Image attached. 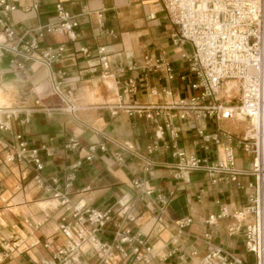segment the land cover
I'll list each match as a JSON object with an SVG mask.
<instances>
[{
	"label": "crops",
	"instance_id": "1",
	"mask_svg": "<svg viewBox=\"0 0 264 264\" xmlns=\"http://www.w3.org/2000/svg\"><path fill=\"white\" fill-rule=\"evenodd\" d=\"M57 3L77 22L71 36L46 30L57 19ZM14 5L9 12L14 34L6 39L7 45L22 48L38 28L43 36L35 38L37 48L30 50L40 60L0 48V104L5 100L0 107L14 115L9 119L11 129L0 130V244L12 235L37 244L6 258L0 248V264L50 259L65 241L59 226L73 224L74 211L86 209L109 211L110 218L95 233L98 242L111 243L117 227L129 228L135 239L123 245L126 255L114 249L104 260L85 243L73 264H143L134 259V248L151 264H207L205 257L213 250L255 264L244 246L251 216L234 214L247 205L252 176L243 173L231 181L223 174L216 180L204 169H179L175 155L181 151L207 163L222 161L228 143L225 134L242 137L247 120L207 118L187 123L175 117L170 128L177 131V138L171 139L170 128L157 138V123L163 116L156 123L138 109L165 106L193 93L192 76L182 58L188 46L172 44L174 27L160 0H16ZM59 45L64 50L50 66L61 82V94L53 91L42 57ZM148 53L169 61L172 79L163 71L145 76L141 70L127 69L132 63L141 64ZM103 56L107 68L101 65ZM57 71L63 73L61 78ZM130 77L136 83L132 92L125 84ZM64 100L74 105L73 111ZM16 133L29 147L41 149L42 175L46 181L56 177L67 195L65 205L35 183L30 165L2 160L4 146L15 143ZM204 135H215L218 142ZM234 155L235 167L248 171L252 154L234 147ZM137 180L140 186L134 184ZM180 197L182 217L170 206Z\"/></svg>",
	"mask_w": 264,
	"mask_h": 264
},
{
	"label": "built area",
	"instance_id": "2",
	"mask_svg": "<svg viewBox=\"0 0 264 264\" xmlns=\"http://www.w3.org/2000/svg\"><path fill=\"white\" fill-rule=\"evenodd\" d=\"M16 0H0V48L11 50L17 54L25 55L28 59L33 57L31 49L37 48L35 38L43 36V29L38 28L35 37L26 42L22 48L10 47L6 39L13 36L14 31L9 20V12L15 9ZM161 8L168 23L174 27L171 37L172 44H186L188 51L182 54L186 61L188 71L192 76L190 96L178 98L165 106L146 105L139 110L146 113L149 119L157 123V118L162 115L163 122L157 123V138H162L164 128H170L172 118H177L187 123L214 118L217 120H247L248 128L240 138H233L225 134L228 141L223 147L224 160L207 163L205 159L195 156L186 157L181 151L175 155L179 158V169H204L220 179L226 174L231 181H236L238 175L247 173L252 176L248 183L250 192L247 205L244 209L236 211L235 217L251 216L245 225L244 246L247 252L255 257V264H264V0H160ZM57 19L46 25L49 32L63 33L68 36L73 34L77 22L71 21L69 13L61 3L55 5ZM64 48L59 45L54 52H43L44 64L49 69L52 89L62 93L61 82L56 81L51 70V61L56 60ZM103 51V49H100ZM101 65L108 67L106 57L100 58ZM128 70H141L147 76L151 72L163 71L168 79L173 78V70L169 61L145 54L141 64L132 63ZM59 78L61 71L56 72ZM129 91L136 87L135 79L130 77L125 82ZM233 87L238 89L235 100L231 97ZM64 94V93H63ZM66 101V100H64ZM68 109L74 110V105L66 101ZM72 108V109H70ZM133 108L129 106L128 109ZM13 113L0 107V130L9 131V119ZM199 134H203L198 130ZM171 139L177 138V131L170 128ZM206 140L218 142L217 136L204 135ZM15 143L6 144L3 148L2 160L5 163H22L30 165L35 183L47 192L59 205H65L67 195L62 193L56 177L50 181L42 175L44 162L40 148L29 147L20 133L14 135ZM72 145L75 143L72 141ZM234 147L252 154L251 167L248 171L235 167ZM77 162L74 166H77ZM140 186V181H135ZM164 204L168 201L160 198ZM224 214L223 210L220 213ZM76 222H64L59 226L60 232L65 237L64 243L52 254L50 259H43L39 264H73L81 252L82 245L89 243L101 259L112 256L114 249L126 255L123 245L135 239L129 228L117 227L115 237L111 243H100L95 238V233L110 218L109 211L100 212L86 209L73 213ZM214 219L209 216L208 221ZM190 220H183L185 225ZM87 225L90 228H87ZM181 225V226H182ZM37 241L25 243L23 237L12 235L3 239L0 244L3 258L9 257L15 251H22L34 247ZM146 251L150 248L146 247ZM134 259L141 260L143 264H151L150 259L140 256L138 248H134ZM207 264H245L237 256L221 254L213 250L205 257Z\"/></svg>",
	"mask_w": 264,
	"mask_h": 264
},
{
	"label": "water",
	"instance_id": "3",
	"mask_svg": "<svg viewBox=\"0 0 264 264\" xmlns=\"http://www.w3.org/2000/svg\"><path fill=\"white\" fill-rule=\"evenodd\" d=\"M184 205V201L183 198L180 197L178 199L172 200L170 202V206L172 207V209L178 214V216L182 217V213H181V207Z\"/></svg>",
	"mask_w": 264,
	"mask_h": 264
},
{
	"label": "rangeland",
	"instance_id": "4",
	"mask_svg": "<svg viewBox=\"0 0 264 264\" xmlns=\"http://www.w3.org/2000/svg\"><path fill=\"white\" fill-rule=\"evenodd\" d=\"M237 96H238V89L236 87H233V89L231 90V97L233 100H235ZM4 103H5V100L1 104H4Z\"/></svg>",
	"mask_w": 264,
	"mask_h": 264
},
{
	"label": "bare ground",
	"instance_id": "5",
	"mask_svg": "<svg viewBox=\"0 0 264 264\" xmlns=\"http://www.w3.org/2000/svg\"><path fill=\"white\" fill-rule=\"evenodd\" d=\"M0 39H2V38L0 37ZM59 94H61V93H59ZM70 109H72V108H70ZM52 203H54V202H52Z\"/></svg>",
	"mask_w": 264,
	"mask_h": 264
}]
</instances>
